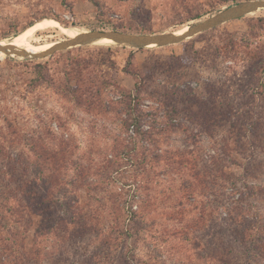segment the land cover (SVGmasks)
I'll use <instances>...</instances> for the list:
<instances>
[{
  "label": "trees",
  "instance_id": "16d2710c",
  "mask_svg": "<svg viewBox=\"0 0 264 264\" xmlns=\"http://www.w3.org/2000/svg\"><path fill=\"white\" fill-rule=\"evenodd\" d=\"M176 1L173 16L181 22L208 11L196 0ZM248 26L254 35V23ZM113 29L146 32L133 21ZM94 51L68 57L61 82L38 63L36 80L59 82L63 99L110 119L116 134L89 159L67 129L38 134L12 156L0 144V264H264V186L255 184L264 172L259 85L243 94L240 110L213 80L202 93L177 82L151 91L130 55L123 68L134 79L128 88L97 73L102 65L118 71L112 50ZM192 124L215 147L222 144L218 152L197 154ZM177 132L190 139L183 147L170 146Z\"/></svg>",
  "mask_w": 264,
  "mask_h": 264
},
{
  "label": "rangeland",
  "instance_id": "374dc122",
  "mask_svg": "<svg viewBox=\"0 0 264 264\" xmlns=\"http://www.w3.org/2000/svg\"><path fill=\"white\" fill-rule=\"evenodd\" d=\"M196 1L204 4L208 11L199 19L181 22L178 16H173L174 8L180 7V2L176 0H0V42H9L20 33L16 29L32 20L45 19L43 16L79 33L114 30L113 26L117 24L127 28L132 21L134 26L146 31L143 33H181L189 24L235 4H220L217 0ZM250 22L254 23V35L248 33ZM69 37L72 36L60 28H50L38 32L30 44L52 45ZM108 43L111 42L105 40L104 43L76 46L44 58L7 54L0 57V144L7 153L12 156V152L17 154L27 150V145L38 134L50 138L49 130L59 135L67 129L80 144V149L76 150L78 153L81 151L87 159L97 158V145L105 146L109 136L115 133L110 119H97L77 110L58 94L56 85L68 76V57L89 56L88 50H95L96 54L111 49L118 71L102 65L97 73L100 76H117L119 82L128 88L134 87V79L124 73L123 68L130 55L134 56L136 68L147 76L146 84L151 91L157 86L177 82L191 85L202 93L204 83L213 80L223 91L220 93L233 97V103L238 107L243 94L255 92V85L258 84L261 94L257 97V110L264 116V72L258 69L259 56L263 55L264 59V9L227 21L176 44L137 48ZM38 63L46 64L47 74L59 82L52 84L51 81L44 83L36 80ZM58 115L66 118L67 123H63ZM61 124L65 125L64 128ZM16 128L18 134L14 132ZM190 128L198 140L197 154L207 158L218 152L221 143L215 147L211 135L196 125L192 124ZM187 139L190 140L177 132L170 139V146L183 147ZM12 140H15L13 148ZM229 153L232 158L243 160L241 153ZM255 182L264 186V172ZM75 256L74 252H68L69 259Z\"/></svg>",
  "mask_w": 264,
  "mask_h": 264
},
{
  "label": "water",
  "instance_id": "95a60500",
  "mask_svg": "<svg viewBox=\"0 0 264 264\" xmlns=\"http://www.w3.org/2000/svg\"><path fill=\"white\" fill-rule=\"evenodd\" d=\"M260 9H264V0H243L228 6L227 8L207 17L204 20L189 24L186 27L187 29L182 33H178V31L136 33L115 29H97L81 32L74 37H69L64 40L54 42L49 48L39 52H30L25 48H19L11 44H2L0 42V52H3L7 55H17L21 57L44 58L53 55L58 51L66 50L72 47L104 43L106 39L112 41L108 44L124 45L137 48L166 46L182 42L188 38L194 37L199 33L215 28L227 21L244 17L245 15L254 13Z\"/></svg>",
  "mask_w": 264,
  "mask_h": 264
},
{
  "label": "bare ground",
  "instance_id": "6f19581e",
  "mask_svg": "<svg viewBox=\"0 0 264 264\" xmlns=\"http://www.w3.org/2000/svg\"><path fill=\"white\" fill-rule=\"evenodd\" d=\"M50 28H60L61 30L65 31L70 36L74 37L79 32L73 28L62 26L58 21L51 19V18H45L40 21L35 22L31 26H28L20 33L16 34L9 42H2V44H11L16 47H24L30 52H39L42 50H45L49 48L51 45H31L32 41L34 40L35 36L38 34V32L47 30ZM184 31V30H183ZM182 33V31H181ZM107 40V39H106ZM108 42H112L111 40H107ZM31 43V44H30ZM38 50V51H37ZM3 52H0V57L3 55Z\"/></svg>",
  "mask_w": 264,
  "mask_h": 264
}]
</instances>
